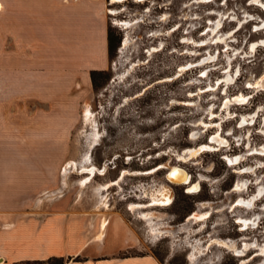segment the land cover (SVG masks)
<instances>
[{"label":"rangeland","instance_id":"374dc122","mask_svg":"<svg viewBox=\"0 0 264 264\" xmlns=\"http://www.w3.org/2000/svg\"><path fill=\"white\" fill-rule=\"evenodd\" d=\"M257 1H105L118 39L76 111L55 194L84 211L91 229L113 213L122 217L137 240L113 257L264 264V6ZM178 168L186 179L173 176Z\"/></svg>","mask_w":264,"mask_h":264},{"label":"crops","instance_id":"0c3cea01","mask_svg":"<svg viewBox=\"0 0 264 264\" xmlns=\"http://www.w3.org/2000/svg\"><path fill=\"white\" fill-rule=\"evenodd\" d=\"M105 1L0 0V264H159L113 257L137 240L122 217L91 229L55 194L90 72L109 67Z\"/></svg>","mask_w":264,"mask_h":264},{"label":"trees","instance_id":"16d2710c","mask_svg":"<svg viewBox=\"0 0 264 264\" xmlns=\"http://www.w3.org/2000/svg\"><path fill=\"white\" fill-rule=\"evenodd\" d=\"M107 38H108V53L111 52V50L114 48L115 44H116V41H117V37L114 36V32H113V28L109 25L108 26V34H107ZM106 71L105 70H92L90 72V75H91V81H92V85L93 87L96 86V81H97V78L104 74ZM53 260H58V261H61L62 262V258H50L48 259L47 263L50 264L51 261ZM76 260H78V258H76ZM33 263H36V264H43L42 262L40 261H34ZM62 264V263H61Z\"/></svg>","mask_w":264,"mask_h":264},{"label":"bare ground","instance_id":"6f19581e","mask_svg":"<svg viewBox=\"0 0 264 264\" xmlns=\"http://www.w3.org/2000/svg\"><path fill=\"white\" fill-rule=\"evenodd\" d=\"M114 2H116V1H118V0H113ZM257 1V0H256ZM257 2H259V3H261V5H263L264 6V2L263 1H261V0H258ZM236 99V98H235ZM197 150H191V152L190 153H193V152H196ZM199 151V150H198ZM232 159V158H231ZM232 161V160H231ZM73 162V161H72ZM66 167H67V165L64 167V172H66ZM95 167H85V170L86 171H89V173H94V171H95ZM179 169V168H178ZM69 173H70V171H69ZM176 173H177V171H173V176L175 177V178H177V179H186V173L185 172H183V170L181 171L180 169H179V172L177 173V175H176ZM169 176V175H168ZM89 177V176H88ZM86 178V180H85V182L86 181H88V179L89 178ZM85 179V178H84ZM178 181V180H177ZM82 184V183H81ZM109 185L107 186V187H109L111 184L110 183H108ZM112 184H114V183H112ZM105 187V186H104ZM162 199V198H161ZM161 199L160 198H156L155 199V202H156V204L158 203H160L161 202ZM251 199V198H250ZM164 201V200H163ZM252 201V200H251ZM253 202V201H252ZM163 203V202H162ZM107 206V205H106Z\"/></svg>","mask_w":264,"mask_h":264},{"label":"flooded vegetation","instance_id":"af4514ba","mask_svg":"<svg viewBox=\"0 0 264 264\" xmlns=\"http://www.w3.org/2000/svg\"><path fill=\"white\" fill-rule=\"evenodd\" d=\"M93 86V85H92ZM120 179V178H119Z\"/></svg>","mask_w":264,"mask_h":264}]
</instances>
